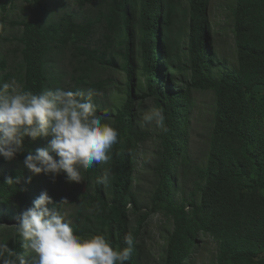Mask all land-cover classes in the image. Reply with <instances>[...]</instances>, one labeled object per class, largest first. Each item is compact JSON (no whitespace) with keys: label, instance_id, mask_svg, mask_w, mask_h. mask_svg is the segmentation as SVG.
Here are the masks:
<instances>
[{"label":"trees","instance_id":"16d2710c","mask_svg":"<svg viewBox=\"0 0 264 264\" xmlns=\"http://www.w3.org/2000/svg\"><path fill=\"white\" fill-rule=\"evenodd\" d=\"M10 1L0 4V34L6 23L18 30L14 41L21 89L33 94L56 90L49 55L67 47L76 66L66 91L105 90L108 81L100 76L108 68L124 74L125 89L115 112L92 101L97 115L108 116L103 123L118 132V142L107 164L81 170L79 184L68 183L64 173L55 178L32 174L23 161L41 148L42 138L24 139L23 151L15 156L23 167L0 174V245L23 252L15 224L32 208L33 194L40 190L53 204L68 197L81 199L86 213L71 224L79 238L101 235L122 250L127 247L124 237L131 233L133 251L125 264H140L138 240L154 215L172 224L158 264H190L202 236L215 242L214 264H264V0H234L236 68L217 79L208 71L209 0H187L186 7L180 0H104L99 17L89 21H78L70 12L48 21V0H25L28 17L7 22ZM96 23L105 30L103 42L90 49L87 43ZM115 45L120 48V65L113 57ZM8 79L0 77V87ZM178 82L182 86L177 87ZM207 90L214 96L212 127L205 165L198 168L186 155L187 114L192 91ZM147 102L151 109H163L167 131L155 134L153 191L142 205L135 167L140 146L151 137L140 120ZM177 167L183 175L191 174L194 183L179 201ZM105 171L110 180L101 184ZM6 178L18 182L8 185Z\"/></svg>","mask_w":264,"mask_h":264},{"label":"clouds","instance_id":"9594fccd","mask_svg":"<svg viewBox=\"0 0 264 264\" xmlns=\"http://www.w3.org/2000/svg\"><path fill=\"white\" fill-rule=\"evenodd\" d=\"M3 25L0 24V29ZM89 90H43L39 94L24 91L15 82L0 87V156L11 161L23 151L24 139L50 138L47 147L29 153L23 161L33 174H52L53 178L66 174L68 183H81V170H94L107 164L118 132L103 122ZM144 120L167 131L163 109L152 108ZM110 174L105 171L98 181L108 184ZM6 178L5 183H17ZM31 182V177L28 178ZM68 204L62 199L53 204L47 192L33 202V207L21 213L15 224L21 240L22 253L0 245V264H125L132 255L134 238L124 237L127 247L114 249L101 235L79 238L71 223L57 210ZM48 205H53L51 208Z\"/></svg>","mask_w":264,"mask_h":264},{"label":"rangeland","instance_id":"374dc122","mask_svg":"<svg viewBox=\"0 0 264 264\" xmlns=\"http://www.w3.org/2000/svg\"><path fill=\"white\" fill-rule=\"evenodd\" d=\"M104 0H48L50 12L47 16L48 21L58 19L65 12L73 13L78 21L95 20L99 17ZM4 0H0L2 4ZM182 7L187 6V0H180ZM234 7V0H209L207 7V20L209 23V50L211 54V63L208 68L212 78L217 79L221 74L232 71L236 68V60L233 49L232 37V18L231 12ZM28 5L25 0H11L6 11V20L18 21L28 17ZM104 28L101 23H96L93 34L88 40L87 45L90 49L97 48L103 42ZM18 35V30L9 26H4L0 34V77L9 76L10 79L1 84L13 83L19 86L17 73L19 69V54L16 50L14 37ZM182 47L180 48V50ZM120 48L116 45L113 48V57L117 65L121 64L119 56ZM50 69L57 80L56 89L66 90L71 86V76L73 68L76 66L71 57V48L63 50H54L49 55ZM100 80L108 81L105 90L93 89V102L102 107L106 112H115L124 100L125 76L113 68L106 69L100 76ZM140 84L142 80L140 79ZM177 87L182 86L181 82L175 83ZM144 109L141 111L140 120L143 128L151 132L150 139L139 148L135 167V176L140 179V190L137 193L139 202L146 205L149 196L153 191V178L151 167L155 159L157 149V140L155 134L159 131L155 123H148L144 116L151 111L150 104L143 103ZM214 109L213 92L192 91L190 104L187 114V127L185 133L186 155L192 166L202 168L206 162L208 153L209 135L212 127V115ZM50 138H42L40 147L45 148ZM23 164L15 158L11 161L5 160L0 156V174L11 169H21ZM33 174V173H32ZM37 177H44L47 174H35ZM177 201L182 193L187 195L193 190L194 183L191 174L183 175L177 167ZM38 188V187H37ZM41 195L40 190H36L32 197L33 202ZM68 204L57 208L65 220L71 224L79 221L86 213L85 205L80 198L73 201L70 197L65 198ZM49 208L52 205H48ZM172 224L161 215H154L148 218L143 226L139 237L141 246L139 263L140 264H158L164 248L166 237L171 231ZM197 251L190 264H214L215 242L208 236L200 237Z\"/></svg>","mask_w":264,"mask_h":264}]
</instances>
